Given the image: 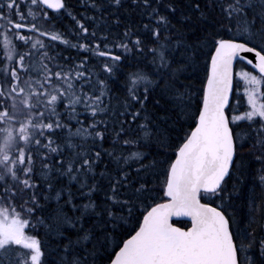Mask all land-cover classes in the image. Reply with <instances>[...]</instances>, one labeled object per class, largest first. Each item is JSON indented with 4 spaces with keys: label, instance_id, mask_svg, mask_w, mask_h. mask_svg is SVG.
<instances>
[{
    "label": "snow or ice",
    "instance_id": "6c2138e0",
    "mask_svg": "<svg viewBox=\"0 0 264 264\" xmlns=\"http://www.w3.org/2000/svg\"><path fill=\"white\" fill-rule=\"evenodd\" d=\"M0 37V264H264V0H0Z\"/></svg>",
    "mask_w": 264,
    "mask_h": 264
},
{
    "label": "trees",
    "instance_id": "16d2710c",
    "mask_svg": "<svg viewBox=\"0 0 264 264\" xmlns=\"http://www.w3.org/2000/svg\"><path fill=\"white\" fill-rule=\"evenodd\" d=\"M69 2L75 6V0H69ZM59 23L62 24L64 28H67L69 32L71 31L72 22L70 19L61 17ZM68 37L72 39L70 40L71 42H75L74 36L69 35ZM0 40H2V37H0ZM1 47L2 45H0V59L3 58ZM61 47H63V45H61ZM237 68H239V66H237ZM248 69L251 70L250 68ZM234 175L236 174L234 173ZM261 175H264V172L261 171V166L256 162L255 157H248L245 161V174L241 177L243 198L238 202V211L247 214L250 211L252 199H256L257 206L261 203L259 198L264 197V189L262 188L263 183L260 179Z\"/></svg>",
    "mask_w": 264,
    "mask_h": 264
},
{
    "label": "rangeland",
    "instance_id": "374dc122",
    "mask_svg": "<svg viewBox=\"0 0 264 264\" xmlns=\"http://www.w3.org/2000/svg\"><path fill=\"white\" fill-rule=\"evenodd\" d=\"M68 39L69 40H72V39H70V37H68ZM3 51V49H2V47H1V52ZM236 71L237 72H241V71H251V70H249L248 68H237L236 69ZM236 81L239 83V85H240V87L237 89V91H239L241 94L243 93V81H241L240 80V77L239 76H236ZM246 150V149H245ZM263 187V189H264V183H263V185H262Z\"/></svg>",
    "mask_w": 264,
    "mask_h": 264
}]
</instances>
